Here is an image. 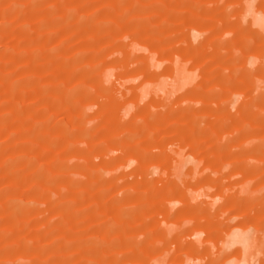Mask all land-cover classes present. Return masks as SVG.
<instances>
[{
	"label": "rangeland",
	"instance_id": "374dc122",
	"mask_svg": "<svg viewBox=\"0 0 264 264\" xmlns=\"http://www.w3.org/2000/svg\"><path fill=\"white\" fill-rule=\"evenodd\" d=\"M0 264H264V0H0Z\"/></svg>",
	"mask_w": 264,
	"mask_h": 264
},
{
	"label": "bare ground",
	"instance_id": "6f19581e",
	"mask_svg": "<svg viewBox=\"0 0 264 264\" xmlns=\"http://www.w3.org/2000/svg\"><path fill=\"white\" fill-rule=\"evenodd\" d=\"M11 52H12V51H11ZM14 54H15V53H14ZM11 55H12V54H11ZM2 113H3V112H2ZM15 206H16V207H18V206H20V205H18V204H15Z\"/></svg>",
	"mask_w": 264,
	"mask_h": 264
}]
</instances>
